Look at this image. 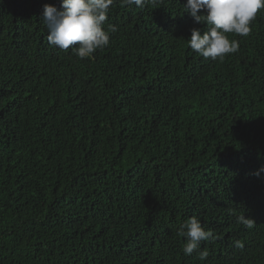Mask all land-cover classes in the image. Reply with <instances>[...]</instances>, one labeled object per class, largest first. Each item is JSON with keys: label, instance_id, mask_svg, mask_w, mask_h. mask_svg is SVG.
<instances>
[{"label": "trees", "instance_id": "16d2710c", "mask_svg": "<svg viewBox=\"0 0 264 264\" xmlns=\"http://www.w3.org/2000/svg\"><path fill=\"white\" fill-rule=\"evenodd\" d=\"M185 3L114 0L82 60L48 43L60 0H0V264H264V10L213 61Z\"/></svg>", "mask_w": 264, "mask_h": 264}, {"label": "clouds", "instance_id": "9594fccd", "mask_svg": "<svg viewBox=\"0 0 264 264\" xmlns=\"http://www.w3.org/2000/svg\"><path fill=\"white\" fill-rule=\"evenodd\" d=\"M125 5H135L143 9L156 0H123ZM114 0H60L59 7L52 4L43 6L42 19L47 28L50 46L67 51L69 48L80 58L93 56L97 50L110 43V33L116 32L115 25L105 29V21ZM264 10V0H186L184 13L190 15L196 24L207 25V31L192 28L187 39L189 48L204 59L223 60L239 50V40L230 39L229 34L247 37L252 31V23L258 12ZM203 13V14H201ZM264 171L262 167L256 173ZM238 223L253 228L255 222L244 215L237 217ZM185 238L183 253L186 256L198 252L199 259L205 261L209 255L201 249L202 241L214 240L212 230L206 229L201 221L193 216L187 219L178 230ZM236 247H243L235 242Z\"/></svg>", "mask_w": 264, "mask_h": 264}]
</instances>
